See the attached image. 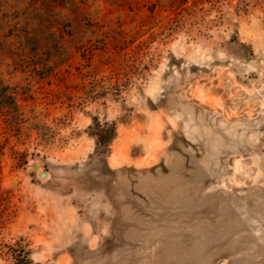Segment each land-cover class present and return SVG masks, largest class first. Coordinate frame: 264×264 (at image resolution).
<instances>
[{
  "label": "rangeland",
  "instance_id": "374dc122",
  "mask_svg": "<svg viewBox=\"0 0 264 264\" xmlns=\"http://www.w3.org/2000/svg\"><path fill=\"white\" fill-rule=\"evenodd\" d=\"M23 252L264 264V0H0V264Z\"/></svg>",
  "mask_w": 264,
  "mask_h": 264
},
{
  "label": "trees",
  "instance_id": "16d2710c",
  "mask_svg": "<svg viewBox=\"0 0 264 264\" xmlns=\"http://www.w3.org/2000/svg\"><path fill=\"white\" fill-rule=\"evenodd\" d=\"M93 125L90 126L91 136L95 139L94 152L98 156L105 157L109 152V146L116 136V125L114 122L101 123L98 118L92 117ZM27 253H19L16 255V262L13 264H28Z\"/></svg>",
  "mask_w": 264,
  "mask_h": 264
},
{
  "label": "water",
  "instance_id": "95a60500",
  "mask_svg": "<svg viewBox=\"0 0 264 264\" xmlns=\"http://www.w3.org/2000/svg\"><path fill=\"white\" fill-rule=\"evenodd\" d=\"M33 168H34V169H38V165H37L36 163H34V164H33ZM45 176H46V173H45V172H43V171L40 172V177H41V178H44Z\"/></svg>",
  "mask_w": 264,
  "mask_h": 264
}]
</instances>
